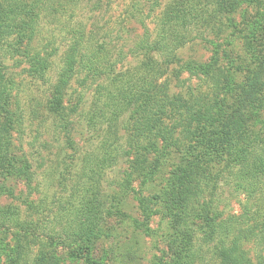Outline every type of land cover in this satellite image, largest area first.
<instances>
[{
    "label": "trees",
    "instance_id": "1",
    "mask_svg": "<svg viewBox=\"0 0 264 264\" xmlns=\"http://www.w3.org/2000/svg\"><path fill=\"white\" fill-rule=\"evenodd\" d=\"M154 1V4L159 2ZM62 7L56 0H0V173L10 175L15 170L17 160L12 133H17V125L22 123V117L15 115L12 108L16 81L10 74L13 68L7 63L25 61L31 77L44 79L55 53L51 54L53 50L48 46H39L43 39L41 23L44 17L58 19L57 9ZM131 7L134 10L136 5ZM233 10L228 0L206 3L171 0L159 16L152 35L144 15L138 10L137 15L130 16V20L134 17L144 30L143 35L132 41L134 45L130 49L137 62L135 60L134 66L116 74L118 63L124 59L119 57L112 61L107 56L108 44L103 42L88 48L83 46L82 38H77L79 31L72 34L74 39L59 72L60 85L49 101L50 113L65 118L60 86L68 85L80 68L100 83L94 90L88 118L93 137L104 133L117 136L121 132L127 136L124 145L122 139L103 142L100 152L86 160L92 167L90 175L85 176V183L76 186L77 192L68 200L69 216L64 215L67 220L69 218V227H75L76 231L73 236L78 248L71 251L72 258L84 259L86 264H103L92 258L89 239L100 237L101 223L114 212L112 208L102 210L101 195L99 192L95 195L96 181L99 179V183L103 174L116 166L120 158L128 159L129 163L132 157L130 172L120 184L122 196L137 197L143 218L141 224L147 234L153 232L150 224L154 207L166 206L172 232L167 242L175 257L171 264L206 263L207 259L197 251L198 238L203 233L210 241L217 242L211 249L218 260L216 264H264L261 251L250 257L244 248L253 238V245L264 247V120L254 122L260 126L257 131L249 130L251 118L245 109L250 100L257 103L252 111L258 112L263 107L259 96L261 76H264V50L253 55V61L261 64L258 67L260 75H247L246 81H240L242 88L237 99L231 97L235 75L220 66L223 45H217L207 64L179 57L180 51L191 42L192 32L204 28L214 31L215 25ZM262 32L264 38V29ZM17 63L13 66H18ZM171 67H177L179 74L188 73L199 80H208L206 83L212 92L208 96L194 95L190 91L184 97L171 94L170 83L163 81ZM250 73L255 74L253 70ZM149 156L152 159L150 167ZM98 159L100 164L96 165ZM30 169L28 163L22 168L27 179ZM160 174L167 178L156 184V176ZM136 177L142 180L138 190L134 187ZM145 180L153 186L150 197L141 193ZM224 183L236 193L247 194L252 201L249 211L245 208L240 216L230 214L224 218L225 211L220 208L222 203L218 195ZM13 195L11 189L0 185V197ZM24 204L33 212L29 216L31 223L22 218V208L0 206V233L8 232L16 241V247L10 250L15 255L13 264H29L22 253L26 250L31 254L29 246L32 250L31 243L40 230L41 220L35 222L33 216L38 219L44 212L41 205L33 207L27 199H23ZM253 208L255 218L246 220L261 218L262 221L250 226L243 217L250 215ZM50 240L56 245L54 239ZM47 256L37 255L32 264H48Z\"/></svg>",
    "mask_w": 264,
    "mask_h": 264
},
{
    "label": "rangeland",
    "instance_id": "2",
    "mask_svg": "<svg viewBox=\"0 0 264 264\" xmlns=\"http://www.w3.org/2000/svg\"><path fill=\"white\" fill-rule=\"evenodd\" d=\"M56 1L63 5L62 8L57 9L59 10L58 19L44 17L41 23L43 39L40 40L39 46H48L50 51L53 50L51 54L55 53L52 65L44 79L31 77L27 73L29 65L25 61L21 64L15 61L7 63L13 68L10 74L16 81L12 108L15 115L22 117V123L21 125L18 123L17 133H12L17 160L14 165L15 170L11 171L10 175L0 173V185L11 189L14 195L1 196L0 206L22 208V218L31 223L29 216L33 215V212L28 209L27 204L23 205V199L33 203L30 204L33 207L41 205L44 211L42 216L38 219H35L36 215L33 216L35 222L41 220L38 224L40 230H37L36 237L34 236L31 243L32 250L29 246L31 254H27L26 250V254L22 253L23 259H26L29 264L35 262L37 255H48L46 260L48 264H86L84 259H74L70 256L71 251L77 250L78 243L73 236L76 232L75 227H69V218L67 220L64 216L66 214L69 216L68 200L77 192L76 186L81 182L85 183V176L88 178L90 175L89 170L92 167L86 162L87 158L97 155L103 142L110 143L122 139L124 145L127 136L126 133L121 132L117 136L104 133L93 137L94 131L88 127V118L92 111L94 90L100 83L80 68L76 69V74L68 85L60 86L64 97L65 118L50 113L49 101L55 88L60 85L59 72L74 39L72 34L75 35L79 31L77 38H82L83 46L88 48L98 43L108 44L107 56L112 61L119 57L124 59L119 62L120 64L118 63L115 69L116 74L125 70L123 68L135 65L137 59L132 58L130 52L134 45L132 41L144 34L143 28L134 17L130 20V16L137 15L139 10L144 15L152 35L156 31L155 24L159 16L171 0H158L157 4H154V0ZM201 1L206 3L212 0ZM228 4L234 9L232 14L215 25L214 31L204 28L192 32L191 42L180 51L179 57L184 61L207 64L211 62L217 45H223L221 47L223 49H220L223 51L220 66L226 71L229 69L235 75L236 83L231 97L237 99L239 89L242 88L240 81L243 83L246 77L256 76V73L260 75L258 67L261 64L258 65L253 61V55L257 51L264 50L262 32L264 0H258V2L228 0ZM131 6L135 7L134 10ZM80 35L83 37H79ZM15 63L18 66H13ZM250 70H253L255 74H251ZM167 74L163 81L170 83L171 94L184 97L190 91L194 95L208 96L212 92L209 84L206 83L208 80H199L188 73L179 74L177 67L169 68ZM262 76L259 98L262 100L263 107L258 112L252 111L251 109L255 108L257 103L250 100L245 108L251 118L249 130L257 131L260 126L254 122L264 120V76ZM127 118L128 115L125 116V119ZM179 152L180 149L176 151L177 154ZM149 158L151 161L148 167L152 165V159L150 156ZM131 159L132 157L129 158L130 162ZM127 160L120 158L116 166L114 165L103 174L99 183V179L96 181L95 195L98 196V192L101 195L102 210L108 211L112 208L114 215L105 216L100 226L99 238L89 239L91 240V256L95 261L103 264H171L175 261V257L167 242L168 234L172 232L166 206L161 204L154 207L155 214L150 224L153 232L147 234L141 224L143 218L137 197L134 198L131 194L125 198L122 196L124 192L120 184L125 175L130 172L131 166L130 162H126ZM26 163L31 167L30 174H26L28 179L22 174V168ZM98 164H100L99 159L96 165ZM166 178L163 174L157 175L156 184L163 183L162 180ZM141 182V178H135L134 187L137 190ZM143 183L144 191L141 193L144 197H150L152 185L146 180ZM221 187L218 195L222 203L220 208H224L225 211L224 218L230 214L240 216L245 208L249 211V203L252 201L248 199L247 194L234 192L233 187L228 183H224ZM254 211L255 208L250 211V215L246 213L247 215L243 217L245 223L249 218H255ZM261 221V218L254 221L248 220L247 225L254 226ZM237 226L239 228L241 224ZM199 236L197 251L201 257L207 259L206 263L200 264H216L218 260L212 255L211 249L217 245V242L210 241L204 233ZM258 237L262 235L258 234ZM50 238L55 240L56 245L51 244ZM254 239L246 242L244 248L249 251L250 257H255L261 252L264 255V247L259 248V245H253ZM14 247H16V241L10 233H0L1 264L15 262L14 252L10 251L14 250Z\"/></svg>",
    "mask_w": 264,
    "mask_h": 264
}]
</instances>
